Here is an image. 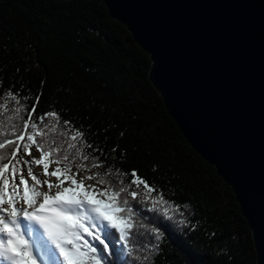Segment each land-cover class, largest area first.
<instances>
[{
    "label": "trees",
    "instance_id": "trees-1",
    "mask_svg": "<svg viewBox=\"0 0 264 264\" xmlns=\"http://www.w3.org/2000/svg\"><path fill=\"white\" fill-rule=\"evenodd\" d=\"M149 68V55L110 17L103 0H0V93L21 90L27 104L39 96L38 112L58 110L61 121L81 127L85 139L105 150L84 152L120 170L84 169L92 176L128 186L135 178L124 170H136L155 188L153 197L178 209L170 212L172 220L146 212L140 224L150 231L142 242L132 240L131 254L112 230L117 239L105 252L110 262L116 260L109 254L115 247L124 248L128 264H256L251 232L232 189L187 143L150 82ZM0 104L14 107L4 95ZM8 108L0 109V119H7ZM117 145V152L109 151ZM32 152L39 158L38 149ZM85 163L90 161H75ZM158 215L159 224L149 222ZM85 239L99 243L87 234Z\"/></svg>",
    "mask_w": 264,
    "mask_h": 264
},
{
    "label": "water",
    "instance_id": "water-1",
    "mask_svg": "<svg viewBox=\"0 0 264 264\" xmlns=\"http://www.w3.org/2000/svg\"><path fill=\"white\" fill-rule=\"evenodd\" d=\"M150 58L190 147L230 186L264 264V0H103Z\"/></svg>",
    "mask_w": 264,
    "mask_h": 264
},
{
    "label": "snow or ice",
    "instance_id": "snow-or-ice-1",
    "mask_svg": "<svg viewBox=\"0 0 264 264\" xmlns=\"http://www.w3.org/2000/svg\"><path fill=\"white\" fill-rule=\"evenodd\" d=\"M0 95L14 103L11 108L0 104V109L8 108L4 113L7 119H0L3 136L0 139V264H58V260L61 264H128L123 258L124 248L110 250L109 254L116 257L114 262L105 256L109 244L117 239L112 230L119 231L118 239L131 254L132 240L142 242L150 231L140 224L146 212L159 213L169 220L174 218L170 212L178 211L176 206L162 196L153 197L155 188L137 176L136 170H124L135 178L128 186L121 180L117 187L99 173L77 179L81 168L106 167L108 174L114 170L119 174L120 170L86 154L85 147L101 154L105 150L94 147L85 139L82 128L74 126L70 119L61 121L58 110L38 112L39 96L34 103L27 104L22 103L27 94L21 90ZM33 147L39 150V158H32ZM117 148L118 145L109 151L117 152ZM77 158L90 163L75 165ZM109 158L105 156V160ZM53 159L62 163L63 169L49 171ZM115 159L122 161L121 154L117 153ZM32 165L42 166L43 175L58 182L41 180ZM93 179L100 185L98 189L96 185H86V180ZM66 181L71 186H66ZM131 185H136L137 190H131ZM37 186H46L47 190L40 191ZM97 192L107 199L97 198ZM149 222L159 224L160 216L149 218ZM137 226L144 231H133ZM85 234L98 241V245L89 243Z\"/></svg>",
    "mask_w": 264,
    "mask_h": 264
},
{
    "label": "rangeland",
    "instance_id": "rangeland-1",
    "mask_svg": "<svg viewBox=\"0 0 264 264\" xmlns=\"http://www.w3.org/2000/svg\"><path fill=\"white\" fill-rule=\"evenodd\" d=\"M21 158L23 159L24 156H22ZM57 167H60L61 169H63L64 166L61 165V164L52 163V164H50L49 171L55 170V168H57ZM34 171L36 172V175L38 176V178H40L41 180L49 179L52 183H57L58 182L56 180V178H54V177H45L43 175V168H42V166L36 167V169ZM72 171L74 173L76 172V166L75 165L73 166ZM89 175H93V173L91 171H86V170H84V169L81 168L80 169V172H79V175L77 176V179H81V178H83L85 176H89ZM85 183H86V185L87 184L96 185L97 189L100 187V185H98L94 180H86ZM65 185L66 186H71L70 185V181H66L65 182ZM37 187H38V190H40V191H46L47 190V187L46 186L43 187V188H41L39 186H37ZM55 191H56V189L53 188L52 189V192H55ZM97 198L105 199V200L107 199L106 197L100 196L98 192H97ZM21 203H22V201H21ZM24 206H26V205H24ZM58 264H61V261L58 260Z\"/></svg>",
    "mask_w": 264,
    "mask_h": 264
},
{
    "label": "bare ground",
    "instance_id": "bare-ground-1",
    "mask_svg": "<svg viewBox=\"0 0 264 264\" xmlns=\"http://www.w3.org/2000/svg\"><path fill=\"white\" fill-rule=\"evenodd\" d=\"M24 207H26V206H24ZM106 223V222H105Z\"/></svg>",
    "mask_w": 264,
    "mask_h": 264
}]
</instances>
